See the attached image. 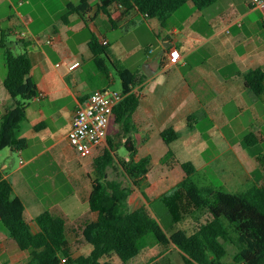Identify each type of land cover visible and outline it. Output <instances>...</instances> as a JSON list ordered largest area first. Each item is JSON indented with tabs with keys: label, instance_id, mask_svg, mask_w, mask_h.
Masks as SVG:
<instances>
[{
	"label": "crops",
	"instance_id": "obj_1",
	"mask_svg": "<svg viewBox=\"0 0 264 264\" xmlns=\"http://www.w3.org/2000/svg\"><path fill=\"white\" fill-rule=\"evenodd\" d=\"M23 3L20 6H24ZM14 10L15 15L8 17V28L3 25L7 19L0 18V49L3 41L6 45L8 31L16 38L13 45L23 46V53L30 54L33 59L30 76L37 84L38 95L28 101L19 99L27 107V120L21 125L20 136L27 139L28 146L23 150L10 146L0 151V181L6 179L13 184L14 194L23 200L25 216L35 230H38L33 223L36 217L50 211L66 220L73 255H89L92 246L84 239L83 230L99 217L89 205L96 179L91 166L94 159L103 147L109 146V140L118 148L130 139L141 148L140 152L136 146L138 159L145 157L142 153L152 158L154 148L159 147L161 162L169 150L161 132L171 126L177 130L179 138L171 144L176 158L161 162L167 166L163 169L165 173L170 168H178L183 176L181 163L193 161L198 174L215 171L221 175L224 187L227 184L236 188L232 190L242 189L246 183L263 181L264 93L257 96L246 86L245 80L249 71L264 68V16L252 6V0H218L204 10L188 2L164 24L158 18L148 19L133 11L120 23V28L129 26L131 29L127 32L135 35L130 41L133 47L121 39L112 43L102 33L103 25L109 30L112 28L103 14H87L88 26L79 14L73 13L68 23L59 18L39 27L35 10L26 8L22 12L15 7ZM23 18L31 20L29 27H24ZM141 30L156 36V40L150 38L145 49V64L153 75L147 76L139 70L147 78L134 89L141 95L134 117L135 127L118 143L112 134L119 132V126L112 125L105 145L92 156L83 158L70 144L68 135L79 104L95 90L90 78L97 71L92 70L93 76L89 78L84 69L95 61L89 45L91 34L94 33L100 43L107 40L113 55L128 58L143 49L144 43L137 33ZM23 31L27 32L26 37L21 36ZM48 39H53V43L49 44ZM173 48L181 53L175 65L169 64ZM10 49L14 52L13 46ZM119 50L124 56H118ZM4 51H0V58H6ZM75 64L78 66L73 69ZM4 66L7 68L6 59ZM6 76L4 68L0 69V124L15 105L5 87ZM203 122V128L199 129ZM249 133H254L257 141L250 148L245 145ZM156 135H159L157 139ZM179 151L186 158L177 156ZM208 152L211 157L205 156ZM124 158L129 159V155ZM185 177L186 173L179 182ZM162 178H165L161 182L163 187L169 176ZM71 182L74 189L63 193ZM16 244L0 229V257L2 253L7 256L5 264H23L28 258ZM80 245L85 252H76ZM151 245L153 251L156 249L151 254V264H156V260H162L161 264H180V259L184 260L175 245L167 250L157 243Z\"/></svg>",
	"mask_w": 264,
	"mask_h": 264
},
{
	"label": "trees",
	"instance_id": "obj_2",
	"mask_svg": "<svg viewBox=\"0 0 264 264\" xmlns=\"http://www.w3.org/2000/svg\"><path fill=\"white\" fill-rule=\"evenodd\" d=\"M217 1L80 0L78 5L69 3V11L62 19L68 23L70 15L77 13L88 26L87 14H103L108 17L113 29H119L123 19L135 11L148 19L158 18L164 24L188 2L204 10ZM89 45L95 56L97 77L102 74L107 82H111L106 61L119 74L125 97L115 108L111 126L117 124L119 132L126 137L135 127V113L141 104V95L134 89L147 76L124 66L112 54L110 47L100 43L94 33L91 34ZM2 47L5 49L8 69L5 87L15 105L8 110L0 124V151L10 146L23 150L28 146L27 139L20 136L21 125L27 120V107L19 99L28 101L38 95L37 84L30 76L33 59L28 52L15 54L4 45V41ZM245 80L246 86L257 96L264 93V68L249 71ZM94 89L105 88L96 86ZM255 136L254 133L246 135V147L250 148L257 142ZM161 138L169 147L166 155L161 158V162L166 163L176 158L171 144L179 138V134L171 126L161 132ZM108 142L109 146L93 161L96 179L89 205L99 217L86 224L83 230L84 239L92 246L89 255H73L66 220L50 211L36 217L33 223L38 230H35L25 216L23 200L14 194L13 184L6 179L0 181V222L19 248L28 254L26 264H114V257L120 259L121 264H132L146 247L145 239L149 235L155 236L163 250L175 245L186 264H264V179L239 193L211 186L199 187L193 180L196 172L193 161L182 162L186 177L170 191L153 200L162 201L166 205L175 223L202 210L209 212L210 220L199 222L191 232L186 229L169 232L151 210L150 204L154 201L146 192L150 187L151 158L146 156L138 159V149L127 139L124 145L129 151V159H117L116 148L110 140ZM116 164L130 181L131 187L110 178V169H116ZM136 190L144 195L147 204L129 210V198ZM231 229L235 230L237 238L232 236ZM225 242H231L238 248L233 261L228 263L224 261L228 254Z\"/></svg>",
	"mask_w": 264,
	"mask_h": 264
},
{
	"label": "rangeland",
	"instance_id": "obj_3",
	"mask_svg": "<svg viewBox=\"0 0 264 264\" xmlns=\"http://www.w3.org/2000/svg\"><path fill=\"white\" fill-rule=\"evenodd\" d=\"M21 2H24V6H20ZM73 3V4H78L79 0H12V3L10 0H1L0 3V18H6L7 20H5V22L3 23L5 28H8L10 22L8 20V17H10L11 15H15L16 11L14 10L15 8H18L19 10H21L22 12H24L26 8L28 9H32L35 10V14L39 17V21L36 24L37 26L39 25V27H41L44 24H49V23H53L55 20H59V18H63V16H65L63 12H67L68 11V5L65 3ZM109 25V23H108ZM127 29V30H126ZM131 28H129V26H125L123 28H119V29H113L111 28V30L107 29L106 26L103 25V27L101 28V31L104 35H106L107 37L110 38L111 42L114 43L115 41H117L118 39H121L123 41V43L125 44H131V47H133V43H130L131 38H133V36H135L134 34L127 32L128 30H130ZM139 34V40L140 42H142L143 44V49H141L140 51H137V53L131 55L130 57L126 58V57H117L115 54L114 56L117 59H120L123 62V65L126 66L127 68H130L132 71H139V70H143L145 67V60H147L146 57V46L148 45L149 39H155L156 40V36H149L147 34V32L141 30L137 32ZM150 39V40H151ZM16 41V38L11 35L10 33H8V31H6L5 33V44L8 48H11L13 46V51L15 54H21L23 53V46H15L13 45V43ZM46 49H49L48 47H46ZM111 50V49H110ZM1 52L4 51V49L1 47L0 49ZM124 52L121 53V51L119 50L118 56H124L123 55ZM113 54V53H112ZM103 58H105L104 56H102ZM6 59V58H5ZM5 59L4 58H0V69L5 70V74H7L8 70L7 68L4 66L3 67V62L5 63ZM106 64L109 67V72H110V76H111V82H107L106 79H104V77L102 76V74H99V77H97V74L93 76V72L92 70H95V72L98 70L96 67V63L91 62L88 63L86 68H84L86 70V74L92 78L91 81H94L95 83L91 82V85L97 88H105L108 89L110 91H122V82L121 79L119 77V74L117 73L116 69L111 65L110 62L106 61ZM98 73V72H97ZM204 122L200 123L199 125V129L200 127L203 128L204 126ZM118 127V126H117ZM118 131H120V127L117 128ZM114 134V133H113ZM112 134V138L114 139V141L121 143L122 140V132H118L116 135ZM159 137V135H156V139ZM163 140V139H162ZM136 146L139 147L138 143H136ZM104 151V147L100 150V154L101 155ZM116 157L118 158H124L125 156L129 155V151L126 148V146L124 144H122L121 146H119L118 148H116ZM139 151L141 152V148L139 147ZM154 153L152 154V158H151V164H150V173H149V177L152 180V187L148 188V195H150L152 198H156L157 196H159L160 192L167 190V188H169L172 184L179 182L185 175V172L183 171V169L180 171H183L184 174L183 176H181L178 173V168H170L168 169L167 173H165L163 171V169H167L166 165H162L160 162V155H161V149L159 147H155L154 148ZM145 157L148 155H145V153H142ZM180 158H186L185 156L180 154L177 155ZM205 156L211 157V152H208ZM18 162L17 164L19 165V162L21 160V158L18 156ZM125 159V158H124ZM93 166V163L92 165ZM117 168L116 169H110V178L115 179L120 181L123 186L126 187H131V183L128 180V178L126 177V175L122 172V169H120L119 165L116 164ZM163 171V174H162ZM167 174V176H169V179L166 180V185L162 187V180H164L165 175ZM42 175H44V173H42ZM65 176V175H63ZM63 181H66V177L63 178ZM193 180L194 182L199 186V187H208L211 186L213 188L219 189V190H224V191H228L231 193H238L239 191H245L248 190L250 187L253 186V183H246L244 184V186L242 187V189H237V190H232V189H236V188H231L229 187V185L226 184V187H224L222 185V177L219 173L215 172V171H202V173L196 172L195 175L193 176ZM62 181V182H63ZM51 186H48V189L50 190ZM231 188V189H230ZM74 189L73 187V182H71L70 185H68V187L63 189V193H67L70 192ZM153 200V199H152ZM154 201V200H153ZM129 210H134L139 208L140 206L143 205V203H146V199L144 197V195L139 191L136 190L129 198ZM150 208L153 211L154 215L157 217V219L164 225V227L166 228L167 231H171V230H178V229H186L189 232H191L195 227H197L200 223H205L208 220H210V214L207 210H202V211H198L197 213L193 214V215H188L187 218H185V220H183L180 223H175L174 222V218L171 214H169L168 209L166 207V205L162 202V201H154L151 202L150 204ZM228 224V223H227ZM180 226V228H178ZM0 229L4 230L2 223L0 222ZM231 233L232 236L234 238H237V233L235 232L234 229H231ZM13 242L16 244V242L13 240ZM145 243H146V247L142 250V252L140 253V255H138L133 261L132 264H149L150 260H151V254L152 252H156L153 251V247L151 245L152 244H156V238L154 235H149L146 237L145 239ZM78 245V243H76ZM17 245V244H16ZM225 246L228 250V254L227 256L224 258L225 262H232L235 255L238 252V248L235 244L231 243V242H225ZM84 249L81 247H79V249H76V252H85ZM75 250V249H74ZM28 257V255H27ZM7 256L2 253L1 257H0V264H5L7 261ZM29 260V257L24 260L22 263L26 264ZM114 264H121L120 259H118L117 257H114L113 259ZM162 260H156L155 263L156 264H161L162 262H160ZM180 264H186L184 262V260L182 261L180 259Z\"/></svg>",
	"mask_w": 264,
	"mask_h": 264
},
{
	"label": "built area",
	"instance_id": "obj_4",
	"mask_svg": "<svg viewBox=\"0 0 264 264\" xmlns=\"http://www.w3.org/2000/svg\"><path fill=\"white\" fill-rule=\"evenodd\" d=\"M252 6L258 9L264 16V0H252ZM119 7H122L121 5ZM24 27H29L31 20L22 19ZM22 37L27 32H21ZM49 44L53 39H48ZM103 44H108L103 40ZM181 59L180 50L173 48L169 53V64L175 65ZM78 64L73 65L75 69ZM125 95L122 91H110L108 89H96L88 98L81 102L76 110L73 127L68 138L73 148L86 158L101 149L108 140L112 120L115 117L116 106L123 101Z\"/></svg>",
	"mask_w": 264,
	"mask_h": 264
},
{
	"label": "water",
	"instance_id": "obj_5",
	"mask_svg": "<svg viewBox=\"0 0 264 264\" xmlns=\"http://www.w3.org/2000/svg\"><path fill=\"white\" fill-rule=\"evenodd\" d=\"M144 73L147 75V76H152L153 75V71H149V66L146 64L144 69H143Z\"/></svg>",
	"mask_w": 264,
	"mask_h": 264
}]
</instances>
